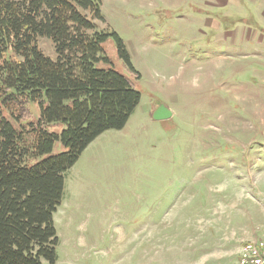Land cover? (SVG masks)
<instances>
[{"label": "rangeland", "instance_id": "obj_1", "mask_svg": "<svg viewBox=\"0 0 264 264\" xmlns=\"http://www.w3.org/2000/svg\"><path fill=\"white\" fill-rule=\"evenodd\" d=\"M100 1L95 24L122 40L139 78L112 37L97 67L140 101L64 173L55 264H225L264 225V0ZM155 105L171 117L153 120ZM27 110L19 123H36L39 104ZM63 151L57 140L51 155Z\"/></svg>", "mask_w": 264, "mask_h": 264}, {"label": "trees", "instance_id": "obj_2", "mask_svg": "<svg viewBox=\"0 0 264 264\" xmlns=\"http://www.w3.org/2000/svg\"><path fill=\"white\" fill-rule=\"evenodd\" d=\"M101 19L100 0H0V264H55L53 214L64 173L99 135L122 129L139 104L127 77L97 67L108 62L103 43L112 37L139 78L117 34L98 29ZM39 38L51 42L55 59ZM29 102L39 104L40 117L23 125ZM57 123L66 126L60 134L47 130ZM57 140L64 151L51 155Z\"/></svg>", "mask_w": 264, "mask_h": 264}, {"label": "built area", "instance_id": "obj_3", "mask_svg": "<svg viewBox=\"0 0 264 264\" xmlns=\"http://www.w3.org/2000/svg\"><path fill=\"white\" fill-rule=\"evenodd\" d=\"M237 264H264V237L243 243Z\"/></svg>", "mask_w": 264, "mask_h": 264}, {"label": "crops", "instance_id": "obj_4", "mask_svg": "<svg viewBox=\"0 0 264 264\" xmlns=\"http://www.w3.org/2000/svg\"><path fill=\"white\" fill-rule=\"evenodd\" d=\"M262 237H264V225H259V227L250 228L246 230L238 238V241H237L238 244H237L236 250L234 251L233 255L229 256L225 264H237L241 245L247 241L259 239Z\"/></svg>", "mask_w": 264, "mask_h": 264}, {"label": "water", "instance_id": "obj_5", "mask_svg": "<svg viewBox=\"0 0 264 264\" xmlns=\"http://www.w3.org/2000/svg\"><path fill=\"white\" fill-rule=\"evenodd\" d=\"M150 116L153 120H166L171 117V112L162 105H155L151 109Z\"/></svg>", "mask_w": 264, "mask_h": 264}]
</instances>
